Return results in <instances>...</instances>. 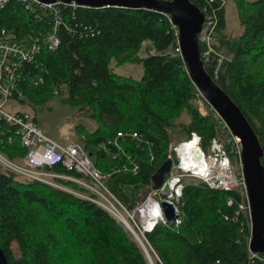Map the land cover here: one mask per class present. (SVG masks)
<instances>
[{"label":"trees","instance_id":"1","mask_svg":"<svg viewBox=\"0 0 264 264\" xmlns=\"http://www.w3.org/2000/svg\"><path fill=\"white\" fill-rule=\"evenodd\" d=\"M233 1L241 32L234 35L225 30L223 9L219 49L230 57L223 68V89L251 123L264 148V0ZM62 17L68 28L60 25L59 45L53 50L43 47L34 61L24 64L28 75L21 87L33 107L57 91L66 102L88 112L92 128L78 124L76 131L91 148L120 130L136 131L143 141L152 142L154 158L149 162L144 143L139 149L128 139L124 143L127 152L144 158L140 171H121L107 179L111 190L132 207L141 201V189L130 196L125 188L152 184V175L166 160L167 130L180 127L179 134L185 137L181 142L197 133L207 148L218 134L217 120L204 99L192 102L197 87L177 50L168 15L142 7L64 5ZM52 22L47 14L31 13L17 0L0 9V30L5 28L17 39L47 32ZM127 63L141 64L142 76L135 79L113 71V66ZM40 74L42 83L31 81V87H25L28 79ZM198 103L208 111L201 112ZM183 112L188 116L186 122L178 121ZM11 131V125L0 122V154L22 163L26 149L16 136L8 141ZM233 156L239 165L238 156ZM120 162L95 153L94 163L104 172ZM53 169L65 172L60 165ZM231 197L235 201L227 205ZM238 201L235 190L185 180L178 203L180 222L157 224L145 233L149 248L160 261L155 264H264L263 259H249L250 232L239 219H232ZM65 238L69 249L63 248ZM0 248L9 264H149L140 243L101 207L22 177L1 164Z\"/></svg>","mask_w":264,"mask_h":264},{"label":"built area","instance_id":"2","mask_svg":"<svg viewBox=\"0 0 264 264\" xmlns=\"http://www.w3.org/2000/svg\"><path fill=\"white\" fill-rule=\"evenodd\" d=\"M9 1L0 0V9ZM17 1L21 2L25 9L31 13L47 14L53 22L49 31L28 33L20 39L14 38L5 28L0 30V122L12 126V134L8 136V141L12 140V136H16L20 144L26 149L22 163L11 161L0 154V164L3 168L22 177L62 189L101 207L125 229L128 235L142 245L149 264H154L156 261L160 263V261L157 256H155V262L152 261L146 247V244L149 246V243L145 233L150 232L157 224H166L168 221L160 205L162 200L171 203L177 215L179 214L178 203L182 196L185 180H199L213 189L237 191L239 201L232 219L234 221L239 219L242 227L248 228L250 232V210L245 181L241 172L238 141L223 118L211 107V114L218 124L217 136L211 139L207 148L203 147L201 137L197 133H191V137L186 140L190 142L194 137L197 138L196 148L201 154H199L200 160H196V158L192 160L197 163V166L194 164H191V168L184 166L178 150L179 143L176 144L174 139H171L168 129L167 133H169L170 139L166 159H172L171 151L176 149L179 161L177 163L172 162L168 176L164 178L160 187L153 189L152 184L148 185L147 187H151V189L146 197L132 207L128 206L111 190L107 184V179L111 174L121 171L132 174H137L140 171V163L144 161V158H140V154L127 152L124 143L128 139L135 141L136 148L139 149L141 142L144 143L149 162L154 158L151 149L152 142L143 141L136 131L120 130L112 137L98 141L94 147L92 146L93 148L88 146L84 136H81V142L62 145L42 131L31 112L18 109L17 106L27 104L24 88L21 87V83L25 81L24 75L27 74L24 64L34 61L43 47L53 50L59 45L58 29L60 25L68 28V24L62 17V7L64 5L75 7L76 4L74 2L69 4L63 2L43 3L38 0ZM190 1L195 5L198 4L197 6L203 14L202 27L197 36L200 59L205 68L212 74L211 77L217 80L220 78L226 63L230 61V57L219 49L220 15L221 11L225 9L226 0ZM168 19L177 44L178 27L171 22L169 16ZM177 50L179 52L178 45ZM27 81L26 88L31 87V81L34 85H38L42 83L43 75H35ZM54 94L57 95L58 92L54 91ZM201 99L204 98L196 88L192 101L199 102ZM96 152L117 158L121 162L104 172L94 163ZM233 155L238 156L239 173L234 171L230 160V156ZM200 163L203 165L201 166ZM57 165H60L65 172L55 171L53 167ZM71 172L76 175L71 174ZM67 182L77 186V188L68 185ZM144 188H141V198ZM234 201L232 197L229 198L227 205H232ZM149 222L152 225L146 226V223ZM172 222L177 225L180 222L178 216ZM248 253L249 259L264 260L262 253L253 252L249 249Z\"/></svg>","mask_w":264,"mask_h":264},{"label":"water","instance_id":"3","mask_svg":"<svg viewBox=\"0 0 264 264\" xmlns=\"http://www.w3.org/2000/svg\"><path fill=\"white\" fill-rule=\"evenodd\" d=\"M43 3H72L85 7L120 6L127 8H146L169 16L178 27V49L185 62L189 77L204 100L225 121L238 141L241 172L245 181L250 210V237L248 249L264 254V148L259 137L244 113L224 91V71L217 83L207 72L199 55L198 33L203 23V14L190 0H38ZM172 159H166L152 175V188L162 185L168 176L172 162L179 161L176 149L171 151ZM151 187L142 190V199ZM164 216L174 221L177 213L171 203L161 201ZM141 245V244H140ZM142 246V245H141ZM144 249V248H143ZM0 264H9L0 248Z\"/></svg>","mask_w":264,"mask_h":264},{"label":"rangeland","instance_id":"4","mask_svg":"<svg viewBox=\"0 0 264 264\" xmlns=\"http://www.w3.org/2000/svg\"><path fill=\"white\" fill-rule=\"evenodd\" d=\"M224 16L225 30L230 34H239L241 32L239 17L237 14L236 5L233 0H226ZM145 45H147L146 42H144V46ZM141 54H143V51ZM113 71L118 74L131 76L135 79L140 78L143 74V68L141 64L127 63L124 65L113 66ZM192 102L195 104L197 103L194 101ZM26 103V105H20L17 106V108L31 112L35 116L36 121L42 131L59 144L65 145L68 143L81 142V136H79L78 132L76 131L78 124H84L89 129L92 128V125L87 118L88 112L86 113V111L84 109H80L79 106L75 107L74 105L69 104L64 100L62 95H53V97L50 99L43 103H39L34 107L31 105L32 102L30 99H27ZM197 105L201 112L205 113L208 111L206 105L203 103H198ZM181 115L182 116L179 117L178 121H188V116L185 112H183ZM179 128L180 127L178 126L170 128L171 139H174L176 144L180 143L185 138L183 135L179 134ZM230 160L233 164L234 171L239 173L240 167L236 164L234 156H230ZM125 189L126 192L131 196L141 189V185L129 186ZM65 240L66 245L63 244V248L69 249L67 247V238H65ZM68 242L70 243V241ZM12 247L13 250H17L14 243L12 244ZM146 247L147 250H149L152 261L155 262V255L150 248L148 249V245Z\"/></svg>","mask_w":264,"mask_h":264},{"label":"bare ground","instance_id":"5","mask_svg":"<svg viewBox=\"0 0 264 264\" xmlns=\"http://www.w3.org/2000/svg\"><path fill=\"white\" fill-rule=\"evenodd\" d=\"M67 6V5H66ZM221 78V77H220ZM219 78V79H220ZM180 145L178 146V150L180 152L183 164L186 168H191V164H194V166H197V163H194L192 160L194 158H196V160H200V156H199V151L196 148V144H197V138L194 137L192 139V141L188 142V141H184L179 143ZM196 154V155H195ZM201 155V154H200ZM196 156V157H195ZM197 162V161H195ZM200 165L202 166L203 164L200 163ZM202 169V168H201ZM154 208V207H153ZM152 223H146V226H151ZM138 237H141L140 235H138ZM147 246V245H146ZM149 249V247H148ZM149 253V251H148ZM150 255V254H149ZM151 257V256H150Z\"/></svg>","mask_w":264,"mask_h":264},{"label":"crops","instance_id":"6","mask_svg":"<svg viewBox=\"0 0 264 264\" xmlns=\"http://www.w3.org/2000/svg\"><path fill=\"white\" fill-rule=\"evenodd\" d=\"M225 10V9H224Z\"/></svg>","mask_w":264,"mask_h":264}]
</instances>
